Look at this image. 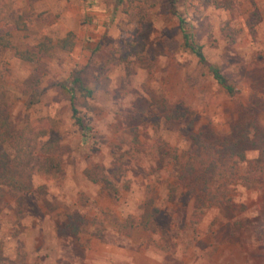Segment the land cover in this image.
I'll return each instance as SVG.
<instances>
[{
    "label": "rangeland",
    "instance_id": "rangeland-1",
    "mask_svg": "<svg viewBox=\"0 0 264 264\" xmlns=\"http://www.w3.org/2000/svg\"><path fill=\"white\" fill-rule=\"evenodd\" d=\"M0 6V25L12 34L11 47L0 48V90L9 118L17 131L45 119L40 142L57 131L69 150L59 170L36 171L24 205L9 195L0 205V264H264V177L245 181L237 173L228 185L229 208L168 199L176 171L172 150L181 154L189 147L188 131L205 123L221 134L251 121L264 127V0H177L189 31L233 85V95L182 47L179 20L167 0H0ZM70 31L71 51L52 49L34 61L19 56ZM135 31L143 43L139 54L130 44L137 47ZM74 71L93 90L76 99L93 130L87 144L58 85ZM153 93L184 104L187 118L171 127L153 123L155 105L144 111L135 105ZM36 154L38 170L46 154L40 148ZM256 156L257 150H247V160ZM115 158L123 163L120 179L110 176L116 195L87 173L107 171ZM149 203L168 225L166 236L118 229L117 220ZM73 209L84 214L86 230L62 236L57 227Z\"/></svg>",
    "mask_w": 264,
    "mask_h": 264
},
{
    "label": "trees",
    "instance_id": "trees-1",
    "mask_svg": "<svg viewBox=\"0 0 264 264\" xmlns=\"http://www.w3.org/2000/svg\"><path fill=\"white\" fill-rule=\"evenodd\" d=\"M207 0H202L206 2ZM169 11L176 15L179 20V28L182 36V47L188 51L197 62L208 69L215 82L229 95L234 94V87L228 78L222 73L218 66L211 64L192 32L188 29V22L180 15L177 8V0H167ZM1 15V6H0ZM134 42L137 47L131 46L135 54L142 51L143 43L139 40L138 31L134 33ZM12 45V34L0 25V48H9ZM75 45V34L68 32L55 43L50 39L40 41L36 46V51L28 54L20 53L24 60L34 61L41 55H47L52 49L71 51ZM59 88L67 94L70 104L71 119L77 128L80 141L87 144L93 138V130L88 121L80 114L77 108L76 99L80 94L84 97H91L93 90L89 88L80 76L79 71L72 73V79L68 82L58 84ZM34 86V83H33ZM32 86V87H33ZM260 89L264 93V84H260ZM1 89V87H0ZM141 110L150 106L157 109L153 116V123L171 127L183 120L189 114V110L182 103H172L164 95L153 93L150 99H139L136 104ZM41 119V124L28 121L24 127L17 131L15 125L9 118L7 102L0 90V205L6 204L7 195L25 204V195L33 190V176L36 171H48V169L59 170L63 164L64 156L69 152L68 146L61 144L60 136L54 131L48 140L41 141L45 135V126ZM191 125V124H190ZM250 125L253 130L250 129ZM190 145L181 154L172 150V157L175 161V174L169 181L168 199L173 201L178 197L180 202L187 203L193 201L198 208H208L218 206L229 208L232 205L229 184H233L237 178V173H242L239 178L245 181L259 180L264 177V127H257L254 121L250 123L235 125L227 134L219 133L210 123L202 124L196 131H188ZM46 154L44 161L36 170L35 160L37 151ZM253 148L257 150L256 158L247 160V150ZM246 163V169L241 171V164ZM43 169V170H42ZM123 163L118 158L112 161L110 168L94 169L88 171V176L93 181L105 182L108 189L113 194H118L116 183L110 176L120 179ZM217 180H222V184L216 185ZM150 204L140 208L138 214H128L124 222L117 220L118 229L129 235L136 228L144 229L150 233H161L167 235L168 225L160 220V210L150 209ZM88 221L84 214L73 209L67 210L63 221L57 227V232L62 236H79L86 230ZM97 232L100 227L95 228Z\"/></svg>",
    "mask_w": 264,
    "mask_h": 264
}]
</instances>
